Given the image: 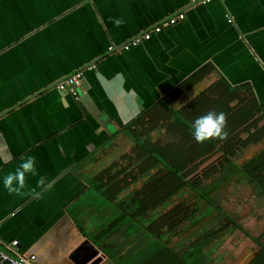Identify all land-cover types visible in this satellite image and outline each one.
<instances>
[{"label": "crops", "instance_id": "crops-1", "mask_svg": "<svg viewBox=\"0 0 264 264\" xmlns=\"http://www.w3.org/2000/svg\"><path fill=\"white\" fill-rule=\"evenodd\" d=\"M203 1L0 0L2 243L17 240L35 264H73L69 257L85 238L102 254L96 264L151 263L163 246L145 228H115L122 215L114 204L98 205L103 171L130 169L140 120L151 111L161 120L160 106L186 108L185 119L221 106L226 130L238 137L228 147L233 153L264 130V0ZM181 12L183 21L140 45L109 50ZM92 65L77 99L56 89ZM242 85L252 93H228L227 86ZM226 96L236 101L226 106ZM260 137L251 152L264 146Z\"/></svg>", "mask_w": 264, "mask_h": 264}, {"label": "trees", "instance_id": "trees-1", "mask_svg": "<svg viewBox=\"0 0 264 264\" xmlns=\"http://www.w3.org/2000/svg\"><path fill=\"white\" fill-rule=\"evenodd\" d=\"M194 78L172 92V96L191 87ZM227 88L229 94L242 93L248 96L252 93L249 85ZM226 98V106L236 101V97L233 98L234 101H231L230 96ZM160 108H163V118L153 120L154 111L147 112V118H151L147 121L140 120L144 127L140 138H131L137 149L130 159V169L112 173L110 170L103 171L98 189L105 197L106 204L111 207L113 203L114 208L122 215L121 219L113 221L115 228L121 227L124 222L131 224L136 231H144L145 228L146 236L151 238L150 240L155 238L157 245L163 246L156 258L148 264H209L212 253L219 248L228 234L238 229L244 230L235 224L234 219L221 207L215 195L217 190L237 177L255 186L258 196L264 198V146L254 152L250 149L262 143L260 133H264V130L246 137L243 141V151L234 153L231 158L228 147L238 138L234 132L226 130L228 136L222 147L218 146L222 140L197 143L192 134L193 121L197 117L209 111L225 113L221 106L211 105L204 110L201 108L191 119L181 116L186 109L184 107L178 113L172 108ZM228 109L229 107L226 110ZM243 123L248 124V120ZM134 124L140 125L139 120ZM158 130L165 136L153 141L149 133ZM144 135L147 137L142 138ZM194 143H197L196 151L189 154L185 161L182 160L183 163L181 160L172 162L173 155ZM215 152L226 159V165L218 169L214 180L202 185L187 178L186 169L190 162L199 159L203 162ZM209 175L213 179L214 173L210 171ZM154 213L160 214L154 217ZM124 219L126 221H123ZM116 222L119 225L115 224ZM244 233L259 249L255 255H251L247 263L237 259L235 264H264V232L256 238L245 230Z\"/></svg>", "mask_w": 264, "mask_h": 264}, {"label": "rangeland", "instance_id": "rangeland-1", "mask_svg": "<svg viewBox=\"0 0 264 264\" xmlns=\"http://www.w3.org/2000/svg\"><path fill=\"white\" fill-rule=\"evenodd\" d=\"M154 139L163 138V132L159 131L153 134ZM225 140L218 143L222 147ZM197 149V143L182 149L177 155H173L172 162L186 160L191 153ZM239 152L242 147L235 148ZM130 153L128 155H131ZM233 151L229 153V157H234ZM134 154L132 155V157ZM226 165V159L215 152L210 158H206L201 162V159L190 162L186 169L187 178L196 181L199 184L205 185L210 183L217 177L218 169ZM213 172V179L209 172ZM221 207L234 219L235 224L239 225L250 233L252 236L260 237L264 232V199L257 196L255 187L243 181L238 183L237 178L230 180L228 183L223 184L215 193ZM104 196H98V205L102 209L106 205ZM162 211H160L161 213ZM160 213H154L160 214ZM244 230H236L228 234L219 248L211 255L209 264H235L237 259L246 262L255 255L259 247L244 233ZM264 241V238H262ZM244 263V264H246Z\"/></svg>", "mask_w": 264, "mask_h": 264}, {"label": "built area", "instance_id": "built-area-1", "mask_svg": "<svg viewBox=\"0 0 264 264\" xmlns=\"http://www.w3.org/2000/svg\"><path fill=\"white\" fill-rule=\"evenodd\" d=\"M210 0H204L203 2H208ZM185 19V14L183 12L178 13L176 15H173L169 17L168 19L158 23L157 25L153 26L150 30L143 33L142 35L135 36L132 38L128 44L124 45L125 50H129L131 47H136L140 45L144 40H149L152 36V34H159L163 32L165 29L171 28L178 24L179 22L183 21ZM115 45L111 46L109 50H114ZM95 68V65L88 66L87 70H92ZM84 70H79L72 75L68 76L65 80L59 82L56 85V89L60 92H65L66 94H69L76 99L79 97L81 90L83 89V80H84ZM0 246L8 252L9 255L6 253H2V257L6 260H9L12 264H35L36 257L30 256L26 257L23 254H21L17 248L18 241L15 240L11 243H2L0 241Z\"/></svg>", "mask_w": 264, "mask_h": 264}, {"label": "clouds", "instance_id": "clouds-1", "mask_svg": "<svg viewBox=\"0 0 264 264\" xmlns=\"http://www.w3.org/2000/svg\"><path fill=\"white\" fill-rule=\"evenodd\" d=\"M115 23L119 26L121 21L117 20ZM226 127L227 116L224 112L209 111L193 121V138L197 143H204L214 139L224 140L228 136ZM32 167L33 161L23 165L26 170L32 169Z\"/></svg>", "mask_w": 264, "mask_h": 264}, {"label": "water", "instance_id": "water-1", "mask_svg": "<svg viewBox=\"0 0 264 264\" xmlns=\"http://www.w3.org/2000/svg\"><path fill=\"white\" fill-rule=\"evenodd\" d=\"M130 41H128V42H130ZM128 42L120 45L117 48L115 47L114 50H117V49L125 50L123 47H124V45L128 44ZM114 50H112V51H114ZM84 69H86V67L80 69V71L84 70ZM68 76H70V75H68ZM68 76L64 77V79H61L60 81H57V83L65 80ZM57 83H55V85ZM83 87L87 88V82L85 79L83 80ZM73 98L76 99L75 97H73ZM2 253H6L7 255H9L8 252H6L0 246V264H12L9 260H6L2 257ZM9 257H11V255H9ZM101 257H102V254L100 253V250L95 246V244L90 239L85 238L75 248V250L71 253L69 259L73 264H96L101 260Z\"/></svg>", "mask_w": 264, "mask_h": 264}, {"label": "flooded vegetation", "instance_id": "flooded-vegetation-1", "mask_svg": "<svg viewBox=\"0 0 264 264\" xmlns=\"http://www.w3.org/2000/svg\"><path fill=\"white\" fill-rule=\"evenodd\" d=\"M159 131H161V130H158V131H156V132H159ZM156 132H153V133H156ZM153 133H149V136L153 139V141H156V140H159V139H163L162 137L159 138V139H154V137H153V135H152ZM164 136H165V134L163 133V137H164ZM146 137H147V135L144 136V138H146ZM133 154H134V153H133ZM133 154H132V155H133ZM132 155H131V156H132Z\"/></svg>", "mask_w": 264, "mask_h": 264}]
</instances>
